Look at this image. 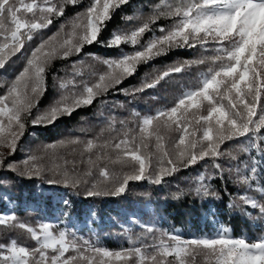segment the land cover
<instances>
[{"label": "snow or ice", "instance_id": "6c2138e0", "mask_svg": "<svg viewBox=\"0 0 264 264\" xmlns=\"http://www.w3.org/2000/svg\"><path fill=\"white\" fill-rule=\"evenodd\" d=\"M78 2L79 0H0V68L24 49L25 39H33V32L47 29L53 23L52 17L62 16L66 5L74 6ZM128 2L129 0H92L84 13L77 14L69 22L70 31L64 34L66 38L58 39L64 33L65 25H61L57 33L32 50L26 66L8 86L7 93L0 96V147L10 149V154L16 151L17 143L26 128L25 118L31 116L39 98L47 91V66L54 59H68L81 53L85 45L99 42L100 33L112 18L113 12ZM160 7L157 5L154 14L138 27L130 32H114L107 42L108 47L128 44L137 50L122 53L120 58L104 60L108 71L100 74L95 83L82 82L77 85L74 80H62L60 88L66 90L71 86L73 91L61 95L31 121L33 126H47L62 116H71L78 108L92 105L97 97L133 75L138 65L166 55L174 48L205 47L208 43L218 45L216 55L206 58L213 66L201 74L199 86L185 91L171 108L158 110L154 116L143 117L138 125V135L130 137L132 130L129 129L124 132L123 139L115 142H84L81 156L89 154V169L85 175H92V169L98 167L103 181L113 179L107 165H100L105 160L113 165L132 168L131 172L115 178L116 185L110 190L102 182L93 183L87 191L88 196L119 195L126 190L130 181L148 179L151 183L161 184L181 167L186 169L205 160L215 162L225 155L236 161L238 156L220 151L221 145L228 141H239L242 153L249 152L251 148L264 153V147H261L264 145V135H261L264 132V104L260 103L264 95V0H175L174 4L167 5L166 11H160ZM161 17L173 18L176 22L170 29L161 27L160 36H153L141 43L144 34L152 31V26ZM127 20L132 21L133 17H127ZM205 62V59L185 60L175 64L151 81L146 80L132 94L155 88L161 81L185 71L193 64ZM73 75L80 76L82 72L75 69ZM77 87L81 90L75 91ZM124 91L127 93V90ZM190 113L193 121L188 118ZM197 115L198 119L195 118ZM193 122L200 127L190 131V124ZM114 125L115 121H110L109 127L113 128ZM161 129L180 131L174 158L165 148V137L161 134ZM197 131H201L202 135L199 139H193ZM153 138L155 151H149ZM60 143L64 145L66 142ZM67 143L81 142L74 140ZM53 147L55 146L47 145L45 149ZM94 149H100L95 159L92 156ZM106 149L116 152L114 159ZM153 158L158 161V167H153ZM4 160L5 156L0 152V165H3ZM41 160L42 157L30 156L23 162L25 171L20 175L39 177L47 170L58 177L48 179L49 184L61 183L77 187L81 183H87L75 173V161L72 162L73 169L69 171L67 160L63 167L54 164L53 168H46ZM240 163L245 170H250L251 175L242 172L240 165H237V182L250 186L259 175L257 164L260 162L253 159L251 166L243 161ZM213 166L217 170L221 167L219 163H214ZM7 167L15 170L12 164ZM260 171L264 172V169ZM205 179L204 176L199 178L201 183L197 192L203 191L208 195V186L202 183ZM259 191L264 194V188ZM241 199L246 205L259 207L264 213V205L258 204L254 198L243 196ZM16 219L14 214L0 217V225L25 230L37 243V247L30 249L17 239H11L7 245L0 244V264H72L77 257L64 258L70 249L76 251L86 264H94L95 260V256L85 255L89 249L101 257L99 264H113L114 261L119 264H196L198 256H203L205 261L211 258L214 264H264V237L249 243L246 237H231L227 228L214 237L190 240L162 233L152 245L134 246L113 252L92 247L87 241L85 244L88 247L82 248L77 241L68 238L66 231L55 233L50 223H41L34 228L24 223L17 224ZM147 231L153 232L154 228L148 227ZM47 250H52L55 254L49 258ZM169 257L172 258L171 261L168 260Z\"/></svg>", "mask_w": 264, "mask_h": 264}, {"label": "trees", "instance_id": "16d2710c", "mask_svg": "<svg viewBox=\"0 0 264 264\" xmlns=\"http://www.w3.org/2000/svg\"><path fill=\"white\" fill-rule=\"evenodd\" d=\"M29 2V0H25ZM175 0H129V2L113 12L112 18L107 22L100 33L99 42L85 45L79 54H74L68 59H54L47 66L45 82L47 91L39 98L36 108L31 116L25 118L26 128L23 136L17 143L14 154L5 149V160L0 165V214L7 210L16 216V223H24L31 227H38L41 223L53 225V231H66L68 238L77 241L82 248H87V241L92 247L103 248L109 251H120L134 246H148L157 242L162 233L179 236L181 239L214 237L222 229L227 228L233 238L246 237L249 243L264 237V213L259 207L246 205L241 197L254 198L258 204L264 205V194L259 191L264 188V153L255 148L249 152L240 151L239 141H228L221 145L220 151L232 153L238 156V160L232 161L227 155L218 161L205 160L189 168H180L175 174L166 177L161 184H154L148 179L130 181L126 190L119 195L88 196L87 191L93 183L102 182L107 189L116 185L117 177L132 171L130 166L111 164L108 160L100 162L101 166L107 165L113 179L103 181L99 176V168L92 169V175L85 173L89 169L87 163L88 153L83 151L84 142L95 140L97 144L104 141L115 142L124 138V132L131 129L130 137L138 135L141 120L146 116H154L158 110L168 109L174 106L178 97L185 91L199 86L201 74L212 67L210 58L216 55L218 45L208 43L205 47L174 48L166 55L142 63L137 66L136 72L126 77L121 84L111 88L107 93L96 98L90 106H84L74 111L71 116H62L54 123L47 126H33L31 121L38 114L43 113L61 95L70 94L73 88L66 90L60 88L61 81L74 80L77 85L82 82L95 83L98 76L108 71L104 60L120 58L122 53H132L137 48L128 44L120 47H108L107 42L114 32H130L147 20L157 10L166 11L168 4H174ZM92 0H79L74 6H65L64 14L60 17H52L53 23L44 30L32 33L33 39H25L24 49L12 56L0 68V96L8 91V86L26 66L31 52L43 40H47L65 25V33L70 31L69 22L79 13H84ZM127 17H133L128 21ZM175 19L161 17L153 26L152 31L146 32L141 39L145 43L153 36H160L161 27L170 29ZM205 59L204 64H193L181 73L174 74L161 81L158 86L146 89L143 92L132 94L146 81H151L160 72L185 60L198 61ZM82 72L80 76H74V69ZM77 87L75 91H80ZM127 90V93L124 91ZM250 99V98H249ZM10 103V102H9ZM264 104V95L261 97ZM257 112H260L259 106ZM202 114L206 115V112ZM189 120L193 116L189 114ZM198 119V115L195 117ZM6 121V118H4ZM114 120L113 128L109 127ZM121 121L124 123L121 124ZM203 123V122H202ZM200 125L194 122L189 130H195ZM164 145L170 156L174 158L176 153V141L180 135L178 129L164 131ZM201 131H197L193 139H199ZM261 135H264L262 132ZM78 140L81 143L71 144L69 141ZM66 142L62 145L60 142ZM206 143V142H205ZM154 138L150 142L149 151H155ZM47 145H54L51 149H45ZM182 147V146H181ZM264 147V145H261ZM100 149H94L93 159ZM105 151L114 159L116 152L111 149ZM30 156L42 157L41 163L46 168H53L54 164L64 166L67 160L69 171L73 169L75 161V173L87 183H81L77 187L65 186L61 183L49 184L50 178H58L52 171H45L41 176L20 175L25 171L24 161ZM257 164L259 175L254 182L243 185L237 182L238 173L235 167L240 165L241 171L251 175L250 170H245L243 164L251 166L252 160ZM83 161V163H82ZM153 167H158V161L153 158ZM220 164L217 170L213 165ZM12 164L15 170H9L7 165ZM167 166V165H165ZM229 169H233L229 171ZM206 177L202 181L208 186L209 194L203 191L197 192L200 187L199 178ZM153 227V232L147 228ZM11 239H17L19 243L36 248L37 243L29 234L18 227L0 225V244L7 245ZM55 253L47 250L49 258ZM85 255L95 256L94 264H99L101 257L89 249ZM77 257L72 264H86L79 258V254L70 249L64 258ZM172 260L171 257L168 258ZM119 264V262H113ZM196 264H214L209 258L205 261L203 256L196 258Z\"/></svg>", "mask_w": 264, "mask_h": 264}, {"label": "rangeland", "instance_id": "374dc122", "mask_svg": "<svg viewBox=\"0 0 264 264\" xmlns=\"http://www.w3.org/2000/svg\"><path fill=\"white\" fill-rule=\"evenodd\" d=\"M6 149H8V148H6ZM7 151H11V150L8 149ZM0 152H2L3 154H5V149H3L2 147H0ZM8 215H12V212H11V211H7V210H5V211H3V212L0 214V217L8 216ZM66 253H67V252H66ZM66 253H65V254H66ZM103 259L107 260V258H103Z\"/></svg>", "mask_w": 264, "mask_h": 264}]
</instances>
